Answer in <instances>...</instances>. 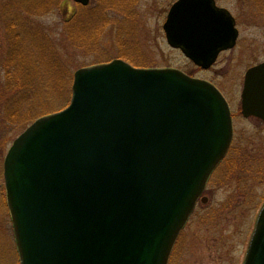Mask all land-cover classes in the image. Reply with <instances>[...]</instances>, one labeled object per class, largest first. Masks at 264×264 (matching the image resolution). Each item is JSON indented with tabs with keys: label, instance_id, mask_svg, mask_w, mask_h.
Instances as JSON below:
<instances>
[{
	"label": "water",
	"instance_id": "obj_1",
	"mask_svg": "<svg viewBox=\"0 0 264 264\" xmlns=\"http://www.w3.org/2000/svg\"><path fill=\"white\" fill-rule=\"evenodd\" d=\"M163 31L205 70L239 34L214 0H178ZM241 113L264 122V62L245 73ZM232 136L206 81L122 60L77 70L69 105L28 126L3 162L19 263L167 264ZM243 264H264V204Z\"/></svg>",
	"mask_w": 264,
	"mask_h": 264
},
{
	"label": "rangeland",
	"instance_id": "obj_2",
	"mask_svg": "<svg viewBox=\"0 0 264 264\" xmlns=\"http://www.w3.org/2000/svg\"><path fill=\"white\" fill-rule=\"evenodd\" d=\"M176 1L93 0L85 8L90 17L82 18L87 26L80 30L67 23L78 8L73 0H0V264H19L5 198L3 162L8 149L36 119L67 107L76 70L116 59L135 68L181 71L210 82L225 96L232 115V145L208 180L203 194L207 201H198L181 231L170 264H243L264 204V124L242 116L240 96L245 72L264 62V0H216L236 19L239 37L207 71L166 42L163 25ZM40 6L43 13H32ZM75 28L79 43L72 34ZM17 44L23 52L18 56L21 70L10 59L16 57ZM46 51L57 77L47 76V69L40 76L45 68L39 57ZM26 57L34 62L30 69ZM14 71L15 81L10 77ZM33 75L37 77L30 84Z\"/></svg>",
	"mask_w": 264,
	"mask_h": 264
},
{
	"label": "trees",
	"instance_id": "obj_3",
	"mask_svg": "<svg viewBox=\"0 0 264 264\" xmlns=\"http://www.w3.org/2000/svg\"><path fill=\"white\" fill-rule=\"evenodd\" d=\"M43 1H45V0H43ZM44 7L43 6H40V7H38V8H33V11H32V13H35L36 11L38 12V13H43L44 12ZM92 12L91 11H89V12H87L86 11V9L85 8H82V7H79L78 8V10H77V13L67 22V23H70V25L72 26V27H77V28H79L80 30L83 28V27H85V26H87V24L85 23V21L82 19V18H87V17H90L89 15L91 14ZM14 22L16 21V19H14L13 20ZM76 29V28H75ZM76 31H77V29H76ZM76 31H72V34H73V36H74V40H76L78 43H79V41H82V39L80 38V35H77L78 34V31L76 32ZM80 32V31H79ZM84 33V32H83ZM30 34H32L31 32H30ZM77 36V38H75ZM31 40L32 41H34V39L33 38H31ZM77 44V43H76ZM78 45V44H77ZM79 46V45H78ZM16 48H18V44L16 45ZM17 52V54H16V57H10V59H12V61H17V63H18V65H19V68H20V70L22 69V65H21V62H19V58H18V56H19V53H20V55L21 56H23L22 54H23V52H21V51H19V48H18V50L16 51ZM29 59H31V57L30 58H28V57H26V63H27V66H26V69H27V67H29V69H30V66H32V64H34V62H29ZM50 59H53V57L51 56V55H49L48 54V52L46 51V53L45 52H43V57H42V55L39 57V62H42V64L44 65V68L45 69H43L42 70V74H40V76L41 75H44V72L43 71H45L46 69H47V76H50V74L53 76V75H55L56 77L59 75V71L58 70H56V69H54L53 68V65H51V63L49 62L50 61ZM25 61V60H24ZM39 62H36V64L35 65H38L39 66ZM17 67V66H16ZM11 69V68H10ZM17 72H19V69H17ZM16 71H14V74L11 76L10 74H11V72H9V75H10V77H12V79L15 81L16 80V74H18ZM22 74H24V72L22 73ZM22 74H21V76H20V82H21V79H22ZM35 77H37L36 75H33V76H29L28 77V82L31 84V81H32V83L34 82V79H35ZM72 79H73V77L71 78V80H70V82L72 81ZM39 80H37V82H38ZM72 85V84H71ZM33 89H31V90H29L28 92H29V95H28V97H30L31 96V91H32ZM16 95V94H15ZM16 102V101H15ZM34 117V116H33ZM31 119H33V118H31ZM169 264H170V262H169Z\"/></svg>",
	"mask_w": 264,
	"mask_h": 264
},
{
	"label": "flooded vegetation",
	"instance_id": "obj_4",
	"mask_svg": "<svg viewBox=\"0 0 264 264\" xmlns=\"http://www.w3.org/2000/svg\"><path fill=\"white\" fill-rule=\"evenodd\" d=\"M93 0H90V3L92 2ZM215 3H216V0H215ZM216 5H217V3H216ZM218 6V5H217ZM220 7V6H219ZM78 8H79V6H78ZM78 8H77V10H78ZM77 10H76V13H77ZM235 25H236V19H235ZM236 46V45H235ZM225 52H227V51H225ZM225 52H222V53H220V55H222L223 53H225ZM220 55H219V57H220ZM218 57V58H219ZM192 77V76H191Z\"/></svg>",
	"mask_w": 264,
	"mask_h": 264
}]
</instances>
